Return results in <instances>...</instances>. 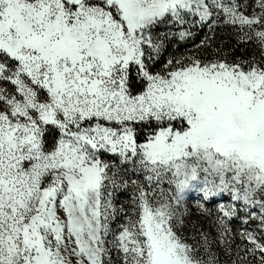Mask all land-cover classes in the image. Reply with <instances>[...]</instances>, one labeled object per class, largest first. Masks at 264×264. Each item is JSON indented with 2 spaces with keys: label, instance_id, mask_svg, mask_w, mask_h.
Listing matches in <instances>:
<instances>
[{
  "label": "snow or ice",
  "instance_id": "1",
  "mask_svg": "<svg viewBox=\"0 0 264 264\" xmlns=\"http://www.w3.org/2000/svg\"><path fill=\"white\" fill-rule=\"evenodd\" d=\"M0 264H264V0H0Z\"/></svg>",
  "mask_w": 264,
  "mask_h": 264
},
{
  "label": "trees",
  "instance_id": "2",
  "mask_svg": "<svg viewBox=\"0 0 264 264\" xmlns=\"http://www.w3.org/2000/svg\"><path fill=\"white\" fill-rule=\"evenodd\" d=\"M206 30H203L200 32L196 37L200 38L202 40L204 37H206L208 33L205 35ZM209 41L210 47H207V49L211 48L213 45L215 47H219L222 49V51H227L230 53L231 56L237 57V56H242V57H249L252 54H256L255 50L253 49L252 46H245L241 44H237L235 35L232 33L231 29L227 27H220L218 28L213 36L211 37H206ZM205 38V39H206ZM206 48H204L205 50ZM253 56V55H252Z\"/></svg>",
  "mask_w": 264,
  "mask_h": 264
},
{
  "label": "rangeland",
  "instance_id": "3",
  "mask_svg": "<svg viewBox=\"0 0 264 264\" xmlns=\"http://www.w3.org/2000/svg\"><path fill=\"white\" fill-rule=\"evenodd\" d=\"M206 30V29H205ZM209 32L206 30L205 32V35L208 34ZM213 36V34H208L206 37H211ZM204 37L202 40H205ZM200 38L198 37H195L194 40H189L186 44H182L179 48L178 51H176L175 49V46H173L172 49H170L171 52H176L177 55H192V54H196V55H200L202 58H212L213 55H217V56H224L226 55L230 60H235L237 58H240V59H250L252 58L253 56H256L255 54H252L251 56L249 57H242V56H237V57H233L230 55L229 52L227 51H222L221 48L219 47H215V45H213L211 48L209 49H205L204 48H200V47H197V45L200 43ZM253 47V46H252ZM253 49L255 50L257 56H258V52L257 50L253 47ZM214 50H218L216 52H214ZM191 221L192 222H199L201 224H203L205 226V228L208 227L207 223L205 222L204 218L203 217H200L198 215H196V212H195V209L193 208V214L191 216ZM237 243H239V240H237Z\"/></svg>",
  "mask_w": 264,
  "mask_h": 264
}]
</instances>
